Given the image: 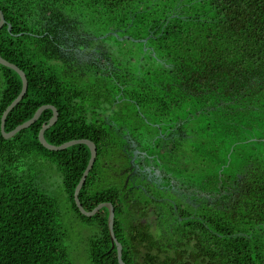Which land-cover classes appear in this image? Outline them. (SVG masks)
Listing matches in <instances>:
<instances>
[{"label":"trees","instance_id":"1","mask_svg":"<svg viewBox=\"0 0 264 264\" xmlns=\"http://www.w3.org/2000/svg\"><path fill=\"white\" fill-rule=\"evenodd\" d=\"M0 9L6 20L0 55L28 80L25 97L7 117V133L52 105L60 119L45 132L48 143L90 139L97 146L95 167L108 155L117 159L120 144L110 132L100 131L97 140L93 131L66 128L65 111L94 106L92 93H100L94 100L99 107L116 102L115 107L134 108L148 128L176 125L167 145L160 139L156 146L164 144L165 156L184 161L188 173L199 169L204 188H218L215 206L203 201L202 220L178 222L168 231L159 243L164 254L145 248L136 261L133 231L127 230L135 207L123 184L112 188L105 180L95 187L92 170L80 201L88 212L102 203L114 206V233L125 264H264V0H0ZM67 17L79 19L99 43L117 46L110 51L114 69L108 75L115 80L96 89L92 74L83 87L56 74L50 52ZM0 69V264H120L108 210L88 218L75 203L90 150L44 148L39 132L48 110L5 139L3 113L21 93L22 80L12 69ZM142 133L141 142L154 147L149 129ZM32 156L57 163L73 209L91 229L78 251L57 201L24 170Z\"/></svg>","mask_w":264,"mask_h":264},{"label":"flooded vegetation","instance_id":"2","mask_svg":"<svg viewBox=\"0 0 264 264\" xmlns=\"http://www.w3.org/2000/svg\"><path fill=\"white\" fill-rule=\"evenodd\" d=\"M61 22L58 36L54 39L50 52L56 74L69 85L76 84L82 87L92 74L96 89L104 80H115L114 76L108 75H112L114 69L110 51L117 49V46L99 43V37L90 36L79 19L72 20L67 17ZM86 95L84 93L83 96ZM99 96L100 93H92L94 106L80 105L65 111L69 123L66 128L80 132L93 131L97 140L100 131L110 132L111 137L119 142L121 148L117 156L119 158L113 159L108 155L100 159L96 167L94 164L92 170L95 187L100 186L105 180L112 188L119 187L117 184L121 183L126 198L131 199L135 210L127 230L133 231L129 238L133 259L137 261L136 255H143L140 250L143 251L145 248L162 255L164 252L159 243L168 231L178 222L193 218L202 220L199 214L203 201L215 206L218 188L215 185L211 190L204 188L199 169L194 174L188 173L184 161L177 162V158H171L175 156L174 154L165 156L167 150L164 149V144L167 145V141L175 136L174 131L178 128L176 125L171 127L161 123H150L148 128L139 122L138 110L115 107L116 102L113 107H99L98 101H94ZM82 99L83 97L78 101ZM56 110L58 117L52 127L60 119V113L57 108ZM48 111L51 115L42 127L49 124L54 116L53 110ZM148 129L150 131L148 137L153 138L154 147L148 142H141L144 141L142 131ZM160 139L164 144L157 147L156 144L162 142ZM97 159L98 152L96 161ZM111 246L117 250L116 246L113 247L112 241Z\"/></svg>","mask_w":264,"mask_h":264},{"label":"water","instance_id":"3","mask_svg":"<svg viewBox=\"0 0 264 264\" xmlns=\"http://www.w3.org/2000/svg\"><path fill=\"white\" fill-rule=\"evenodd\" d=\"M5 23H6V20H5L4 14H3L2 10L0 9V31L4 27ZM9 30H11V28H9ZM104 37H106V36H103L102 38H104ZM0 65L15 71L20 76V78L22 80L21 93L7 107V109L3 113L1 131H2L4 138L5 139H11L15 135H17L19 132H21L22 130H25V129L29 128L31 125L35 124L39 120V118L41 117V115L43 114L44 111L50 110V109L54 111V116L51 119L50 123L41 128V130L39 132V141L43 145L44 148H46L49 151H55V152L66 150V149L71 148V147L76 146V145H85L86 147H88V149L90 150L91 157H90V161L88 163V166H87L79 184L76 187L75 194H74L75 203H76L79 211L81 212V214L88 217V218L95 216L100 210H102L104 208H106L108 210V212H109L108 227H109V233H110L111 241H112L113 247H115V246L117 247L119 263L125 264L122 260V255H123L122 244L118 241V239L116 238V235L114 233V225H115V209H114V206L111 203H102V204L98 205L93 211L88 212L84 209V207L82 206V203L80 201V192H81L82 188L84 187V185L86 184L87 178H88V176H89V174H90V172H91V170H92V168L96 162L97 147H96L95 143L90 141V140H87V139L73 140V141L64 143L60 146H55V145L48 143L47 140L45 139V132L48 129L52 128V126L57 121V117H58L56 108H54L52 106H43V107L39 108L36 111V113L34 114V116L29 121L23 123L22 125L18 126L13 131L7 133L5 131V124H6L7 117L9 115V113L25 97V95L28 91V80H27V76H26L24 71H22L16 65L6 61L1 55H0Z\"/></svg>","mask_w":264,"mask_h":264},{"label":"rangeland","instance_id":"4","mask_svg":"<svg viewBox=\"0 0 264 264\" xmlns=\"http://www.w3.org/2000/svg\"><path fill=\"white\" fill-rule=\"evenodd\" d=\"M1 82L2 75L0 69V85ZM24 170L27 175L35 178L45 192L57 201L59 215H61V218H68L67 231L72 241V249L74 251L80 250L83 241L89 240L92 236V232L90 227L79 219L77 213L73 209V204L65 191L63 177L57 163L50 159L32 156L31 159L26 161Z\"/></svg>","mask_w":264,"mask_h":264}]
</instances>
